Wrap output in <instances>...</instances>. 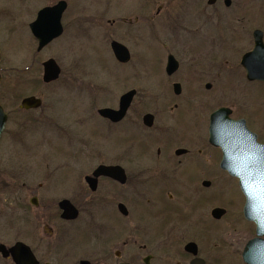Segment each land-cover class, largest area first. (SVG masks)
Here are the masks:
<instances>
[{
    "label": "flooded vegetation",
    "instance_id": "obj_1",
    "mask_svg": "<svg viewBox=\"0 0 264 264\" xmlns=\"http://www.w3.org/2000/svg\"><path fill=\"white\" fill-rule=\"evenodd\" d=\"M60 1L67 3L65 14L69 4ZM131 1L129 18L120 13L128 7L113 9L119 14L107 22L115 38L109 33L106 38L111 50L115 42L129 52L130 59L122 62L112 51L118 64H132L131 51L144 47L150 60L143 64L144 73L143 68L129 79L142 90L126 92L135 94L122 120L114 122L100 110H119L126 93L117 108L97 109L93 117L84 114L87 128L103 122L108 126L105 141L114 139L112 154H87L96 137L84 132V222L79 230L86 257L79 264H104L110 257L114 264H220L225 254L229 264H247L244 253L257 230L244 215L246 196L240 180L222 164L225 158L238 161L251 156L242 153L250 148L232 139L231 122L244 123L264 145V131L257 126L264 117V0ZM109 10H84L89 36L103 26ZM64 14L62 35L44 49L63 37ZM139 93H144L143 108L147 109L140 119L143 128L136 125L133 106ZM32 96L41 100V106L22 107L23 100ZM32 96L20 97V111L42 108V98ZM23 131L19 125L14 135ZM46 163L44 176L50 179L54 172L49 171L50 161ZM101 167L109 170L101 171ZM17 177L0 170V264H17L16 257L19 264H53L46 258L73 243L69 237L76 229L71 233L67 229L77 223L80 209L67 198L57 204L41 202L43 184L36 188L23 180L22 188L29 187L31 197L22 206L18 204L19 222L8 220L3 205L7 191L20 189L14 186L20 182ZM230 188L238 193L242 214H237L239 209L230 210L225 195ZM49 192H53L51 187ZM64 200L78 209L77 219L62 218L60 203ZM228 210L230 218L223 220ZM58 217L61 222H55ZM136 221L148 222L145 233L148 230L146 238L150 239L139 247ZM232 225L236 226L233 230ZM249 225L253 232L248 236ZM126 248L133 254L134 248L150 252L122 261Z\"/></svg>",
    "mask_w": 264,
    "mask_h": 264
},
{
    "label": "rangeland",
    "instance_id": "obj_2",
    "mask_svg": "<svg viewBox=\"0 0 264 264\" xmlns=\"http://www.w3.org/2000/svg\"><path fill=\"white\" fill-rule=\"evenodd\" d=\"M58 1L0 0L2 76L0 104L10 114L0 142V170L7 171L11 177L18 176L17 178L20 179V182L14 183V186L20 188L17 192L7 191V201L3 209L8 220L18 221L19 205L22 206L31 197L29 187L22 188L23 180L36 188L40 183L43 184V189L40 191L41 202L57 204L65 198L73 200L80 209L77 223L67 229L70 233L76 229L69 237V242L73 243L56 250L55 256L46 259L51 260L53 264H79V261L86 257L84 243L81 242L83 240L81 229L79 230V226L84 222V142H86L84 132L90 131L92 137H96L94 142L89 144L91 150L87 154H112L114 139L112 136L111 140L105 141L108 126L103 122L91 123L87 128L84 125L86 123L84 114L90 113L93 117L92 113L97 109L117 108L119 98L124 93L137 87L142 90L138 83L129 82V79L130 81L134 79V75L140 73L144 68V62L146 64L150 58H147L146 47L143 50L138 48L131 51L134 54L132 64L120 65L116 62L110 42L106 38L107 33L111 34L112 39L115 38L111 32L113 29L107 22L115 19L119 14L113 12V9L123 11L128 7L126 11L120 13L129 18L131 14L129 7H133L131 0H66L69 5L63 17L65 27L63 37L38 52L37 41L32 36L29 25L35 20L39 10ZM110 6H112L111 10H109ZM88 9L91 12L110 11L106 12L103 26L94 28L90 36L84 29V16H82L84 10ZM79 16L82 18L74 19ZM72 22L78 25H71ZM51 58L61 67L62 76L53 84L46 85L42 80V64ZM145 71L144 68L141 73ZM143 94L139 93L133 104L138 128L139 124L143 128L140 119L147 112V109L143 108L145 106ZM32 95L42 98V108L30 113L20 111L18 109L20 97ZM24 118H28L26 120L29 124H35L34 127ZM19 125L25 131L14 135ZM257 126L264 131V117H261ZM123 127H126L125 124ZM93 133H99L102 137L99 138ZM129 146L132 144L130 143ZM48 161H50L49 171L54 172L50 179L44 176ZM50 187L53 192H49ZM233 192L231 188L225 190L226 200L231 205L232 212L239 209L238 193L236 192L235 195ZM231 211H227L223 220L230 218ZM238 213L242 214V211L239 209ZM57 219L55 222H61L59 217ZM136 222L139 247L150 240L146 238L149 235L148 230L145 233L148 222ZM239 223L244 224V222ZM221 225L224 226L225 223ZM233 227L236 228L232 225V230ZM246 230L248 236L253 232L251 225L247 226ZM192 231L193 228H190L191 233ZM75 237L78 239L75 240ZM57 246L60 247V244L57 243ZM134 251V254L140 258L150 252L149 249L142 251L139 248H134ZM134 254L131 248H126L122 261L128 260ZM229 258L225 254L220 264H229ZM103 262L114 264L115 260L110 257L108 262L106 259Z\"/></svg>",
    "mask_w": 264,
    "mask_h": 264
},
{
    "label": "water",
    "instance_id": "obj_3",
    "mask_svg": "<svg viewBox=\"0 0 264 264\" xmlns=\"http://www.w3.org/2000/svg\"><path fill=\"white\" fill-rule=\"evenodd\" d=\"M67 8L65 1H60L54 6L45 7L39 11L36 20L30 25V29L39 41L38 51H41L51 41L60 37L63 33L61 18ZM112 50L117 58L122 62L130 59L128 50L113 42ZM1 60V53H0ZM43 82L51 83L57 81L61 75V68L54 59H49L43 63ZM1 82V75H0ZM135 92L131 91L121 97L119 110L102 109L101 115L112 119L114 122L122 120L133 100ZM42 104L41 100L36 97H28L23 100L22 107L26 109L38 108ZM7 123V115L0 105V139ZM232 139L248 151L242 152L243 155L251 154L248 159L238 161H223L222 166L227 167L240 180L241 188L246 196V205L244 208L245 217L254 222L257 226L258 237L264 236V145L257 142L255 134L250 132L244 123L231 122ZM242 124V128L238 125ZM224 146V145H222ZM232 165V167H228ZM236 165V166H235ZM101 171H107L106 167H101ZM62 209V218L66 220H75L79 216L78 209L68 200L60 203ZM17 250V249H16ZM244 258L247 264H264V240L254 239L246 247ZM15 261L19 264V259ZM82 264H87L82 262Z\"/></svg>",
    "mask_w": 264,
    "mask_h": 264
}]
</instances>
